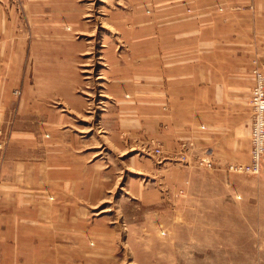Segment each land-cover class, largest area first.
<instances>
[{
  "label": "rangeland",
  "instance_id": "rangeland-1",
  "mask_svg": "<svg viewBox=\"0 0 264 264\" xmlns=\"http://www.w3.org/2000/svg\"><path fill=\"white\" fill-rule=\"evenodd\" d=\"M158 2L0 0V69L8 63L29 85L14 90L0 150L7 149L13 122L14 130L47 139L44 104L64 115L54 128L75 160L89 164L75 173L90 178L84 193L91 195L95 230L80 264H264V156L259 175L238 174L228 167L248 157L227 162L177 140L168 94L170 26L176 42L185 22H169V3ZM157 13L164 20L154 19ZM94 57L96 64L88 62ZM258 67L264 74V64ZM125 79L132 89L143 82L148 93L159 84L162 94L145 104L155 113L150 120H142L140 103L122 101L132 100L119 95L128 89Z\"/></svg>",
  "mask_w": 264,
  "mask_h": 264
},
{
  "label": "crops",
  "instance_id": "crops-1",
  "mask_svg": "<svg viewBox=\"0 0 264 264\" xmlns=\"http://www.w3.org/2000/svg\"><path fill=\"white\" fill-rule=\"evenodd\" d=\"M158 1L169 3V22H185L184 29L174 33L176 42L170 26L168 94L177 140L201 150L198 154L208 148L211 157L227 162L248 157L249 162L254 115L249 102L255 82L251 73L264 64V0H253L252 8L248 0ZM158 13L153 17L161 22L165 17ZM26 80L8 63L0 69V129L9 127L6 116L13 108L14 90L23 81L28 88ZM123 82L128 89L118 90L119 95L129 94L132 100L122 101L140 103L141 118L148 120L155 113L145 104L162 94L159 84L148 93L139 80L133 89ZM43 108L51 117L47 139L43 132L14 130L13 122L7 149L0 150V264H80L95 232L91 195L84 193L90 178L75 176L87 172L89 164L75 160L77 155L62 143L65 135L54 128L64 122V115L47 104ZM126 114L134 120V113Z\"/></svg>",
  "mask_w": 264,
  "mask_h": 264
},
{
  "label": "built area",
  "instance_id": "built-area-1",
  "mask_svg": "<svg viewBox=\"0 0 264 264\" xmlns=\"http://www.w3.org/2000/svg\"><path fill=\"white\" fill-rule=\"evenodd\" d=\"M255 87L252 91L251 105L254 110L252 120L250 162L245 164H230L228 171L238 174L259 175L264 156V74L259 70L253 72ZM160 152V149H158ZM200 165L213 168L215 164L210 159H199Z\"/></svg>",
  "mask_w": 264,
  "mask_h": 264
},
{
  "label": "bare ground",
  "instance_id": "bare-ground-1",
  "mask_svg": "<svg viewBox=\"0 0 264 264\" xmlns=\"http://www.w3.org/2000/svg\"><path fill=\"white\" fill-rule=\"evenodd\" d=\"M90 10H91V9H90ZM82 25H85V24L81 23V26H82ZM74 27H76V26H74ZM74 27H73V28H74ZM103 45H104V44H103ZM92 50H94V48H92ZM92 52H93V51H92ZM94 52H95V51H94ZM105 53H106V52H105ZM106 54H107V53H106ZM109 54H110V53H109ZM104 57H105V56H104ZM104 57L101 56L102 59H103ZM88 62H92V63L94 62V63L96 64V59H95V57H94L91 61L89 60ZM94 63H93V64H94ZM87 67H88V66H87ZM93 68H94V67H93ZM255 70H258V71L260 70V71H261L260 67L257 68V69H255ZM255 70H254V71H255ZM85 72H88V73H91V74H92V73H93V70H91L90 68H88V69H86ZM261 72H262V71H261ZM262 73H263V72H262ZM86 78H89V79H90V78H92V76H86ZM86 78H85V79H86ZM102 78H104L103 75L100 76L98 79L101 80ZM253 79H254V77H253ZM91 80H92V79H91ZM254 80H255V79H254ZM91 82H92V81H91ZM255 84H256V82H254V87H255ZM102 85H103V83H102ZM102 85H100V86H102ZM254 87H253V89H254ZM89 88H90V87H89ZM92 89H93V88H92ZM253 89H252V91H253ZM95 93H96V92H95ZM89 94H91V92H90ZM251 95H252V94H251ZM90 96H91V95H90ZM93 98H94V97H93ZM100 104H103V102H100ZM94 107H95V106H94ZM249 156H250V155H249Z\"/></svg>",
  "mask_w": 264,
  "mask_h": 264
}]
</instances>
